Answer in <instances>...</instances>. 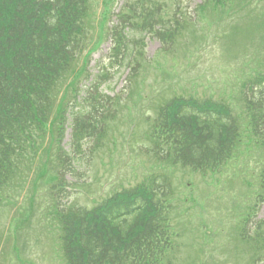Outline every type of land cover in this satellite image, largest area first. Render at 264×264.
Segmentation results:
<instances>
[{"label":"trees","instance_id":"obj_1","mask_svg":"<svg viewBox=\"0 0 264 264\" xmlns=\"http://www.w3.org/2000/svg\"><path fill=\"white\" fill-rule=\"evenodd\" d=\"M88 1L0 0V205L15 182H23L30 157L38 153L46 137L59 91L86 50ZM118 32L116 27L115 35ZM95 97L79 103L80 109H73L70 116L73 128L90 136L103 132L110 113L100 102L101 95ZM253 98L255 103L246 98V109L260 121L263 86ZM170 116L162 115L159 121L178 144L175 159L195 171H217L240 143V125L230 110L227 118L193 113ZM253 127L264 145L261 123ZM58 145L57 159L62 164L69 153ZM75 145L73 141L71 147ZM127 196L107 200L97 210L71 206L56 212L62 222L67 264H161L169 245L161 248L154 243L170 239L168 218L157 204L149 203L146 193L135 189ZM123 208L132 212L131 223L123 218Z\"/></svg>","mask_w":264,"mask_h":264},{"label":"rangeland","instance_id":"obj_2","mask_svg":"<svg viewBox=\"0 0 264 264\" xmlns=\"http://www.w3.org/2000/svg\"><path fill=\"white\" fill-rule=\"evenodd\" d=\"M114 1L92 0L93 8L88 19V27L91 28V34L95 37V41L99 42L95 47L97 50L90 56L88 63V69L92 71L96 66V62L101 60L102 55L108 52L109 45L104 43L105 40L103 42L104 29L110 21L112 12L121 4L122 0H116L115 3ZM197 1L199 0L192 2V8L195 7ZM258 2L261 3V7L256 12H261L264 16V0H258ZM211 21L213 20L209 16L207 19L209 24H199L196 27L191 36L195 45H192L190 50H188L190 47L185 46L186 43L179 45L176 51L178 64L174 61L163 64L162 57L157 54L155 63L140 78L137 77L135 80L126 83L124 80L126 74L116 76L112 85L115 88V93L128 91L131 94L123 102L124 114L114 127L112 142L108 144L104 153L94 161L89 175L90 186L84 189V193H80L75 197L76 202L80 204L90 203L92 200L100 202L121 187L134 186L137 183L149 181L151 176L165 170L157 168L152 158L142 154L143 150L140 149V143L134 144L133 140L129 139L134 122L128 123L131 113V116H133L137 112V107H132L135 102V99L131 98L134 90L136 91L138 87L141 88V91L138 92L141 93L143 100L139 103L138 108L147 101H151L154 94L149 89L145 90L147 88L146 81L154 79L155 82L164 83L162 68L170 73L177 71L178 86L186 85V90L190 93L210 94L216 100L224 97L228 99L235 98L239 82L244 76L251 73V69L255 67L254 53H257L258 49L260 52L261 49L259 34L258 32L253 34L242 30L237 35V40L234 43L232 38H220L227 26H218V22L214 21L211 24ZM231 33L232 31L229 30L227 34ZM195 35L201 39L195 40ZM215 36L217 42L213 47ZM205 46L206 49H203ZM158 47V42H149L147 46L149 55L153 56ZM246 47L249 48L251 55L245 58H238L241 55L235 56V54L243 53ZM156 62L160 64V67L156 65ZM86 63L87 58L85 61L82 60L80 65L85 67ZM99 65H106L110 68V65L104 61L99 62ZM170 77V75H166L167 79H171ZM209 80H212L213 83H209ZM182 92L185 91H180V93ZM168 95L171 96L169 93ZM137 123H139V120H136L135 124ZM69 139L70 130L67 132L66 140ZM241 152L239 156L219 172L218 177L206 176L204 179L199 175L187 174L183 178L182 173L174 172L177 184L180 178H182V184L185 183L183 197L186 195L196 196L201 200L200 205L197 206L188 201L186 204H181L187 210L186 214L184 209L178 211V203L174 205L177 206L176 212H179L182 218H190L189 227L191 230L194 229V232L197 228H203L204 225H207L209 231L219 238L223 236L227 240L229 235H234L232 226L239 221L237 218H232V216H235L234 211L238 212L235 207L248 202L246 197H239L240 192L247 189L246 174H256L260 170L263 156V150L256 149L254 146L249 151L242 149ZM55 153L53 150L50 155L47 153H44V155L48 157ZM32 161L38 166L41 164L38 158L32 159ZM237 176L243 177L232 179ZM33 177L23 189L14 188L8 203L5 204L6 209L0 211L1 225L5 226L6 230L9 228L10 225L8 224L12 218L17 219L14 225L21 227L20 230H17L15 239L17 244L10 246L12 255L9 245L1 247L0 252L5 258L0 260V264H54L53 261H58V258H60V247L58 246L60 245L58 240L60 235L59 223L50 211L51 201L47 198V194L42 187V183L47 176L41 175L34 184L32 183ZM188 182H191V185L188 186ZM211 197L212 208L210 201H207ZM258 218H264V206L259 208ZM176 224L178 225V220H176ZM217 240L215 239L213 243ZM228 246L231 249L234 248L233 244H228ZM202 249L204 250V262L206 260L207 264L219 262L221 256H224L222 263L230 264L228 258L233 262L230 253L226 252L221 245H209L202 247ZM242 249L240 247L233 251L240 252ZM177 257L178 249H176ZM245 262L243 261L240 264Z\"/></svg>","mask_w":264,"mask_h":264}]
</instances>
